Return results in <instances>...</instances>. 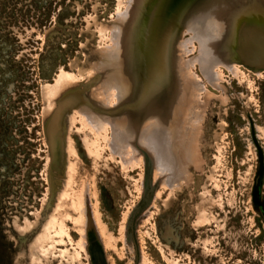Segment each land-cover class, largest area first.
<instances>
[{"label": "rangeland", "instance_id": "rangeland-1", "mask_svg": "<svg viewBox=\"0 0 264 264\" xmlns=\"http://www.w3.org/2000/svg\"><path fill=\"white\" fill-rule=\"evenodd\" d=\"M190 1L0 0V264H94V239L106 264H264V0H226L221 56L188 45L162 96L111 66L129 16L161 71Z\"/></svg>", "mask_w": 264, "mask_h": 264}, {"label": "bare ground", "instance_id": "bare-ground-1", "mask_svg": "<svg viewBox=\"0 0 264 264\" xmlns=\"http://www.w3.org/2000/svg\"><path fill=\"white\" fill-rule=\"evenodd\" d=\"M225 1L226 0H191L189 2V4L182 10V12L179 14V16L175 21L174 31L170 36L167 44V54L164 60V68L161 71H154L155 69L151 56H153V58L155 56L152 55V52L146 51L145 40L143 47L141 43L142 33L139 24L138 23L130 24L129 16H126L125 19L127 20V26L129 27L128 28L129 41L120 40L119 35L118 34L117 36L115 35L117 37V43L115 47V59L112 61L111 66L116 67V70L119 71L120 75L122 74L125 75L124 73H127L128 68L130 67L129 69H131L134 72V74L137 76L138 83L141 86H144V90L146 93L144 97H150L151 94L153 95L150 98H154V97L157 98L158 96H162L164 92L162 93V95H158V92L161 89H163L165 85L164 81L167 80V75H169L172 71V67L175 64V59H176L175 56L178 55L179 53H183L184 49H186L188 45L191 46L196 45V49L198 51V57L200 58L201 61L200 63L204 67L208 66L209 63L212 62V60H214L217 56H221L224 46V40H225V31L221 30L222 19L219 18L220 13L218 12V10L219 11L221 10V6L224 4ZM150 19L146 27L145 37L147 35V31L151 24ZM183 35H189V38L184 41L181 39V36ZM126 54L129 59L128 60L129 67L127 66L128 68H126L125 70L123 68L124 64L121 57ZM145 54L148 55V60L145 58ZM193 66L194 65H192L191 67ZM205 68L206 70H208L207 67ZM178 71L179 70L177 68V73H176L177 79H179ZM114 76H116V74ZM111 77L112 76H110V78ZM128 77L130 78V75H128ZM118 82H114L113 85H115V83ZM130 83L132 82L130 81ZM117 91H120V85L118 86ZM144 131L145 130H142L140 127H138L137 129H133L130 136L134 137L135 141L132 144L134 145L137 144L136 148H139V150H141L144 153V155H146V157L151 159V155H153L154 156L153 159L157 163L158 168H161L162 166H166L164 160L160 158L161 157L160 155H159L160 160L158 159V155L157 157L155 156V153H157L159 149L158 147L160 146L158 145V141H160L162 138L164 139L165 136L163 137L161 136L162 137L161 138L157 134L149 133L147 138H145ZM177 164H178V160L173 159L172 165H177ZM175 175H176L175 177H179L177 173H175Z\"/></svg>", "mask_w": 264, "mask_h": 264}, {"label": "flooded vegetation", "instance_id": "flooded-vegetation-1", "mask_svg": "<svg viewBox=\"0 0 264 264\" xmlns=\"http://www.w3.org/2000/svg\"><path fill=\"white\" fill-rule=\"evenodd\" d=\"M91 246L89 249H90V253L93 258L94 264H102L103 263L102 260L104 256L102 254V251H100L101 249L97 247V245L94 244V241H93V246L92 247Z\"/></svg>", "mask_w": 264, "mask_h": 264}, {"label": "water", "instance_id": "water-1", "mask_svg": "<svg viewBox=\"0 0 264 264\" xmlns=\"http://www.w3.org/2000/svg\"><path fill=\"white\" fill-rule=\"evenodd\" d=\"M164 1H165V0H164ZM94 240H95V239H94ZM94 240H93V241H94ZM94 244H96V245L98 244V245H97V247H99V248L101 249V247H100V245H99V243H98V242H97V243H96V242H94ZM100 251H102V250H100ZM102 254H103V253H102ZM102 262H103L102 264H106V263H105V258H104V257H103V260H102Z\"/></svg>", "mask_w": 264, "mask_h": 264}]
</instances>
